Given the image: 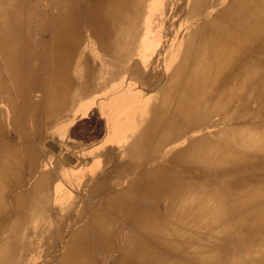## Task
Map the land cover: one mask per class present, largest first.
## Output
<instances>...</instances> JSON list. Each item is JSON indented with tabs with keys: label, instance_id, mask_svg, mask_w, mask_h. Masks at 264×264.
<instances>
[{
	"label": "bare ground",
	"instance_id": "6f19581e",
	"mask_svg": "<svg viewBox=\"0 0 264 264\" xmlns=\"http://www.w3.org/2000/svg\"><path fill=\"white\" fill-rule=\"evenodd\" d=\"M147 48L144 66L159 58L164 78L135 112L134 153L149 160L128 165L129 188L93 204L98 186L67 220L78 210L52 199L61 184L42 172L9 206L44 119L134 76ZM35 248L50 264H264V0H0V264Z\"/></svg>",
	"mask_w": 264,
	"mask_h": 264
},
{
	"label": "crops",
	"instance_id": "0c3cea01",
	"mask_svg": "<svg viewBox=\"0 0 264 264\" xmlns=\"http://www.w3.org/2000/svg\"><path fill=\"white\" fill-rule=\"evenodd\" d=\"M94 52L97 50L95 49ZM152 65L146 67L143 65L134 76L127 75V82L121 81L122 76L118 78L119 80L117 79L116 83L109 84V87H104L101 91L91 88L87 93V98L77 99L73 107L65 104L59 111L55 110L53 116L50 115V118L44 119L46 124L43 128L46 129L48 126L50 134V140L46 145L49 142L58 149L57 151L50 150L52 163L45 169L43 168L39 176L43 173H49V175L53 173L56 182L61 184L60 187L65 188L58 190L56 189L60 188L58 185L52 187L51 195L54 196L58 205L64 207L73 204L75 206L72 210L79 205L83 208V204L86 205V200L98 186H104L105 192L92 202L95 204L102 199L105 201L117 191L127 190L130 183L132 184L136 170L149 160L141 156L142 154L134 153L133 140L136 127H140L138 124L140 115H136L135 112L138 109L147 111V107L144 106L148 102L143 101L152 99L163 82L162 75L157 76L153 71L145 70L148 67H154ZM133 113L134 127L130 126V117ZM195 135H198L196 129L188 130L183 138L168 143L164 148V153H169L168 155L176 153ZM132 163L135 167L137 166L136 170L131 167L127 168Z\"/></svg>",
	"mask_w": 264,
	"mask_h": 264
},
{
	"label": "rangeland",
	"instance_id": "374dc122",
	"mask_svg": "<svg viewBox=\"0 0 264 264\" xmlns=\"http://www.w3.org/2000/svg\"><path fill=\"white\" fill-rule=\"evenodd\" d=\"M150 48H147L146 50H144L143 51V53H141L140 54V56H137V61L134 63V71H135V74L138 72V70H139V68H141L143 65H144V62L146 61V59H147V57L150 55ZM171 61V60H170ZM154 67H148V68H146L145 70H147V71H153L154 72V74L155 75H161L160 74V72H162L163 73V71H164V67L162 66V61H160V59L159 58H157L156 59V62L154 63V65H153ZM152 69V70H151ZM158 69L160 70L159 72H157L158 71ZM126 79H128V77L127 76H124L123 78H122V82H124V81H126ZM47 129H45V128H43L44 129V134H43V137L41 138V139H39V142H38V144H37V146H36V151L38 152V155H37V157L35 158V159H32L31 157V159L28 157V156H26V155H24V154H22V159H23V170H22V184L12 193V194H10V195H8L7 197L8 198H6L7 199V201H6V203L9 205V206H12L13 205V200H14V198H17V197H20V196H22L23 194H27L28 192H30L31 191V189H32V187H33V185H35L36 184V182H37V177H38V175L41 173V171H42V169L43 168H46L49 164H51L52 163V155H51V152H50V150L46 147V143H47V141H49L50 139V134H49V129H48V127H46ZM10 134H11V136H12V139H13V141L15 142V143H17V144H19L18 143V137H17V135L15 134V133H13L12 131H10ZM13 134V135H12ZM48 134H49V136H48ZM17 137V138H16ZM41 140V141H40ZM42 150V151H41ZM40 151V152H39ZM46 151H48V152H46ZM40 154V155H39ZM39 157V158H38ZM47 157V158H46ZM25 161H26V163H25ZM28 164V165H27ZM29 168H30V171H29ZM32 169H34V170H32ZM25 171H27V173L25 172ZM29 173V174H28ZM23 174H24V176H23ZM27 175V176H26ZM26 179H27V181H26ZM34 180V181H33ZM29 188V189H28ZM21 191V192H20ZM21 193V194H20ZM35 193H41V192H34V194ZM20 194V195H19ZM35 196V195H34ZM39 195H37V197H38ZM36 199V196H35V198H33V204H34V200ZM53 200H54V198H52ZM9 202V203H8ZM52 201H50V203H51ZM49 203V205H48V203H46L45 205H43V204H38V208H47V210H49L50 208V210H49V212L47 213V215L48 216H51V214H52V217L53 218H62V219H66V217H65V213L64 212H62L61 210H58L57 208H54V206H51V204ZM32 207H33V205H32ZM78 208H76V210H78V211H72V216L68 219L67 218V220H70V219H72V217L75 215V213H76V215L79 213V212H81V210H82V205H79V206H77ZM50 211H52V213L50 212ZM64 214V215H63ZM63 215V216H62ZM48 219H50V218H48ZM48 219H46L47 221H48ZM74 220V219H73ZM7 222H9V221H7ZM6 222V223H7ZM73 222V221H72ZM41 223H44L43 221L41 222ZM41 223L39 222V221H37L36 220V222L34 223V222H32L31 223V225L33 224L34 226H38V225H40L41 226ZM76 224V223H75ZM71 228H72V226H71ZM70 227H68V228H66L65 229V232H64V234H63V236H61L60 238H61V241H65L66 240V238L71 234V232H72V230H74L76 227H73L72 229H71ZM70 231V232H69ZM63 239V240H62ZM61 247H62V245H60L59 246V248L61 249ZM35 251H36V253H35ZM43 248H38V249H34V250H32V251H30L27 255H26V257L24 258V262H23V264L25 263V260L26 261H28V260H30L31 261V263L30 264H50V261L47 259V258H43L42 256H43ZM33 253V254H32ZM38 253H39V255H38ZM57 253H59V252H57ZM41 254V255H40ZM32 255V256H31ZM35 255V256H34ZM29 257V258H28ZM41 258V259H40ZM28 259V260H27ZM43 259V260H42ZM40 260V261H39ZM46 260H47V262H46ZM45 261V262H44Z\"/></svg>",
	"mask_w": 264,
	"mask_h": 264
}]
</instances>
